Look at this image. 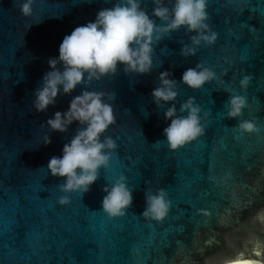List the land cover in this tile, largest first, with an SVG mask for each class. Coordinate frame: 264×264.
<instances>
[{
  "label": "water",
  "instance_id": "obj_1",
  "mask_svg": "<svg viewBox=\"0 0 264 264\" xmlns=\"http://www.w3.org/2000/svg\"><path fill=\"white\" fill-rule=\"evenodd\" d=\"M112 2L34 0L25 16L19 0H0V264H223L240 250L264 247V0H208L215 43L181 55L192 35L182 26L155 45L150 72L126 73L118 64L115 74L58 94L57 103L37 111L34 90L64 35ZM145 2L151 12V0ZM200 60L218 78L195 89L180 77ZM164 69L178 81V109L195 96L209 112L205 134L176 150L163 133L172 102L158 106L152 97ZM243 70L252 75L246 91L239 86ZM82 87L114 91L115 99H105L117 119L103 135L118 148L88 191L64 193V177L52 175L47 164L80 125L50 130L46 121ZM230 90L249 99L241 117L226 114ZM239 119L255 120L261 131L237 132ZM45 133L50 143L43 142ZM121 172L133 202L124 216L109 217L102 211L103 185ZM160 187L172 201L168 215L144 218L145 190ZM61 195L70 201L61 204Z\"/></svg>",
  "mask_w": 264,
  "mask_h": 264
},
{
  "label": "clouds",
  "instance_id": "obj_2",
  "mask_svg": "<svg viewBox=\"0 0 264 264\" xmlns=\"http://www.w3.org/2000/svg\"><path fill=\"white\" fill-rule=\"evenodd\" d=\"M33 2L19 0L20 12L31 15ZM151 4L149 12L145 0H113L111 6L99 8L94 19L65 34L59 45V55L49 58L50 69L34 90L35 109L44 111L50 104L57 103L58 94L71 93L77 85H88L94 79L115 74L118 64H123L126 73L150 72L154 68L155 45L182 26L192 33L191 43H184L180 49L185 57L195 55L202 43L213 44L217 40L218 32L208 22V0H151ZM243 72L239 86L246 91L252 75ZM214 78H218L216 71L203 60L187 67L180 77L182 82L195 89ZM230 91L232 94L225 101L226 114L229 118L241 117L249 99L245 94ZM178 94L177 79L170 69H164L159 73V84L152 89V97L158 106L162 102H172L164 111V119L170 122L163 128L167 147L172 150L205 134V117L209 116L195 96L182 101L178 109L174 103ZM106 95L115 99L114 91L106 93L82 87L72 96L66 109L56 110L46 121L50 130L66 131L74 121L80 125L63 145L62 155H52L47 164L52 175L64 177V182L59 185L64 193L88 191L100 175L101 166H111L118 143L103 133L117 118ZM233 127L241 134L261 131V126L253 119H239ZM43 142H51L48 133ZM160 142L156 141L154 145ZM103 191L102 211L109 217L124 216L133 202V187L129 186L126 174L116 175L111 183L103 185ZM69 201V195L59 197L61 204ZM171 207L172 201L165 187L145 190L144 218L162 220ZM223 264H264V247L257 244L251 253L240 250L224 258Z\"/></svg>",
  "mask_w": 264,
  "mask_h": 264
}]
</instances>
